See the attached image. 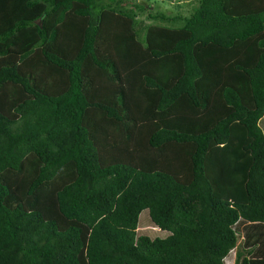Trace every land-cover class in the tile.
<instances>
[{
	"label": "trees",
	"instance_id": "obj_1",
	"mask_svg": "<svg viewBox=\"0 0 264 264\" xmlns=\"http://www.w3.org/2000/svg\"><path fill=\"white\" fill-rule=\"evenodd\" d=\"M160 6L0 0V264H264V0Z\"/></svg>",
	"mask_w": 264,
	"mask_h": 264
},
{
	"label": "rangeland",
	"instance_id": "obj_2",
	"mask_svg": "<svg viewBox=\"0 0 264 264\" xmlns=\"http://www.w3.org/2000/svg\"><path fill=\"white\" fill-rule=\"evenodd\" d=\"M161 6L160 9L167 13L175 14L176 12H183V14L187 13L192 10L194 3L196 5V0H160ZM263 130H264V121L261 124ZM148 223H151L150 214L149 211L146 210L141 214L140 217V224L142 227H146ZM149 225V224H148ZM147 225L146 228L149 229V231H153L154 234L157 236H164L165 232L151 230L152 227H149ZM244 241V237L240 235L239 243H242ZM235 258H236V251H232L230 255L226 258V264H235Z\"/></svg>",
	"mask_w": 264,
	"mask_h": 264
}]
</instances>
